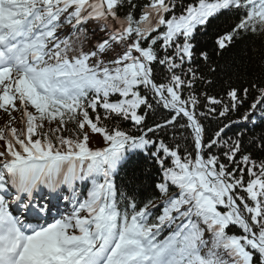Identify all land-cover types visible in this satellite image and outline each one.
<instances>
[{
    "label": "snow or ice",
    "instance_id": "snow-or-ice-1",
    "mask_svg": "<svg viewBox=\"0 0 264 264\" xmlns=\"http://www.w3.org/2000/svg\"><path fill=\"white\" fill-rule=\"evenodd\" d=\"M0 264H264V0H0Z\"/></svg>",
    "mask_w": 264,
    "mask_h": 264
}]
</instances>
